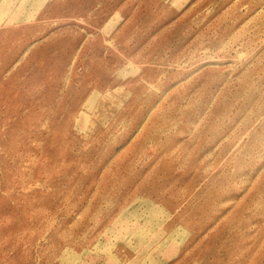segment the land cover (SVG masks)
<instances>
[{
    "label": "rangeland",
    "instance_id": "1",
    "mask_svg": "<svg viewBox=\"0 0 264 264\" xmlns=\"http://www.w3.org/2000/svg\"><path fill=\"white\" fill-rule=\"evenodd\" d=\"M0 264H264V0H0Z\"/></svg>",
    "mask_w": 264,
    "mask_h": 264
}]
</instances>
